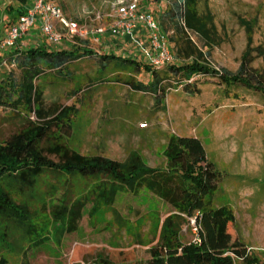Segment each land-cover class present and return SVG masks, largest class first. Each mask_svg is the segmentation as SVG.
I'll use <instances>...</instances> for the list:
<instances>
[{"label":"rangeland","instance_id":"obj_1","mask_svg":"<svg viewBox=\"0 0 264 264\" xmlns=\"http://www.w3.org/2000/svg\"><path fill=\"white\" fill-rule=\"evenodd\" d=\"M10 0H4L8 2ZM61 6L81 26L86 23L108 26L118 0H50ZM182 0H139L140 10H148L167 35L174 61H187L175 55L176 44L188 38L204 54L203 61L215 69L235 72L241 55L251 48L253 68L264 69V0H198L201 12L209 10L216 27V36L206 41L187 28L178 32L164 18L173 2ZM15 5L16 4H11ZM100 16L98 20L90 19ZM5 21L0 27L4 35ZM17 48L26 49L46 43L38 28L30 29ZM88 42L91 55L68 60L61 72L44 69L34 83L41 92L45 108L70 106L78 108L73 116V132L65 144L85 155L101 154L123 161L138 153L151 167L165 164L164 148L170 135L194 136L202 142L206 156L220 173L219 186L213 196L217 205L229 206L235 216L230 232L246 246L262 256L264 253V98L244 87H226L215 76L194 77L195 93L182 89L180 78L169 75L162 83L165 95L157 102L152 92L135 88L131 82H147L150 75L125 72L99 65L103 53L123 54L117 40L105 34L98 40L91 35L80 39ZM23 42V43H22ZM118 43H120L118 41ZM52 49H74L78 46L64 38ZM30 46V45H29ZM258 48V49H257ZM129 49V48H127ZM12 54V53H11ZM10 52L0 54V79L27 82L21 66L12 62ZM168 65L158 69L163 72ZM128 80V81H127ZM21 116L35 119L32 111L19 106ZM27 114V115H26ZM23 118L10 107L0 113V139L19 129ZM51 158L56 159L50 155ZM39 188H46L42 182ZM73 182L75 189L82 185ZM59 190L53 202H58ZM117 212V217L113 213ZM170 211L154 195L143 191L137 196L119 194L112 209H102L90 220L85 214L77 230L63 236L60 245L43 244L29 253V264H92L97 253L107 255L116 264H145L147 248L155 242L161 219ZM191 220L181 230L184 242L193 238Z\"/></svg>","mask_w":264,"mask_h":264},{"label":"trees","instance_id":"obj_2","mask_svg":"<svg viewBox=\"0 0 264 264\" xmlns=\"http://www.w3.org/2000/svg\"><path fill=\"white\" fill-rule=\"evenodd\" d=\"M29 0H17L7 13L12 24L26 10ZM180 1L173 2L164 18L178 32ZM183 20L187 28L208 42L216 36V27L209 10L201 12L198 0H184ZM181 18V19H182ZM9 24V25H10ZM126 38L120 48L98 56L99 69L111 66L125 72H146L147 82H131L135 88L152 92L162 102L169 75L180 78L182 89L195 93L194 77L215 76L226 87H244L264 98V69L253 68L250 46L241 55L235 72L215 69L206 64L204 54L188 39L175 42V55L187 61L161 67L152 66ZM74 49H52L40 43L26 49L16 46L2 50L10 52L12 62L22 67L27 82L13 78L0 79V107H10L24 120L19 129L0 139V264H29V253L37 247L53 243L60 245L63 236L77 230L83 215L90 220L102 209H112L121 193L137 196L146 191L170 207L156 228L155 242L147 248L145 264H264L261 255L251 250L230 232L235 216L232 209L214 203L220 173L206 156L204 146L194 136L170 135L163 154L165 164L149 166L138 153L123 160L101 154L85 155L68 147L64 138L73 132V116L78 108L70 106L44 107L41 92L34 80L44 69L61 72L69 59L94 52L88 42L76 39ZM122 44V45H121ZM117 47L119 44L116 43ZM258 49V48H257ZM170 64V63H169ZM165 66V65H164ZM19 106L32 111L35 119L21 116ZM27 115V114H26ZM54 156L56 159L50 157ZM79 181V189L73 182ZM46 188H39L41 184ZM63 190L58 202L55 194ZM117 217V212L113 210ZM193 218L199 227V244L181 239V230ZM72 264H83L73 262ZM92 264H116L107 255L97 253Z\"/></svg>","mask_w":264,"mask_h":264},{"label":"built area","instance_id":"obj_3","mask_svg":"<svg viewBox=\"0 0 264 264\" xmlns=\"http://www.w3.org/2000/svg\"><path fill=\"white\" fill-rule=\"evenodd\" d=\"M119 1V0H118ZM179 20L183 30L187 27L183 20L184 0L179 3ZM139 0H120L115 6L113 13H109L110 23L104 25L86 23L83 26L77 19L68 17L61 6L50 0H31V5L26 8L12 24H10L4 35L0 38V52L4 49L16 46L18 42L33 27H37L40 35L48 44H59L64 38L75 44L76 39H82L91 35L94 40L102 35H109L118 38H126L132 46L137 48L141 55L155 67H161L174 61V54L169 48L167 35L161 31L160 25L153 13L148 10H140ZM100 16L90 19L98 20ZM182 18V19H181ZM142 31V34L138 33ZM0 107V113L2 112ZM192 223V242L199 244V225ZM253 250L246 248V253ZM234 264L242 257H234ZM264 261V253L261 256Z\"/></svg>","mask_w":264,"mask_h":264},{"label":"crops","instance_id":"obj_4","mask_svg":"<svg viewBox=\"0 0 264 264\" xmlns=\"http://www.w3.org/2000/svg\"><path fill=\"white\" fill-rule=\"evenodd\" d=\"M17 0H10V1H8V2H4V0H0V27H1V25L3 24V23H5V21L6 22H10V16H8V13H7V10H8V7L11 5V4H16L17 5ZM31 5V0H29L28 1V3L27 4H25V6H24V8H27V7H29ZM9 24L10 23H8L7 25H6V29H5V31L7 30V28H8V26H9ZM34 28H36V27H33L32 29H34ZM5 33V32H4ZM138 33L139 34H142V31H140V30H138ZM30 34V32H28L26 35H29ZM3 35H1L0 34V38L2 37ZM103 36V35H102ZM108 37H109V39H112V40H117V43H118V41L121 43L122 42V39L123 38H118V37H113V36H109L108 35ZM24 39H25V37H24ZM24 39H22V41L24 40ZM20 42H21V40H20ZM23 43V42H22ZM42 43V42H41ZM120 43H118L119 44V47H120ZM127 44H125V45H129V42L127 41L126 42ZM26 45H28V47H30V46H32V44L31 43H29V44H26ZM30 45V46H29ZM122 45V44H121ZM27 46H26V48H28ZM126 47V46H125ZM2 53V51L0 52V54ZM247 247H249V246H247Z\"/></svg>","mask_w":264,"mask_h":264}]
</instances>
